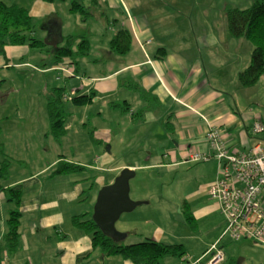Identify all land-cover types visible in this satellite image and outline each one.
I'll return each instance as SVG.
<instances>
[{
    "label": "crops",
    "instance_id": "0c3cea01",
    "mask_svg": "<svg viewBox=\"0 0 264 264\" xmlns=\"http://www.w3.org/2000/svg\"><path fill=\"white\" fill-rule=\"evenodd\" d=\"M74 1L80 2L90 14L86 18L83 14L79 18L74 16L75 25L82 29L65 32L66 23L60 10L58 7L54 11L50 9L63 3L67 5L68 0H36L38 7L47 9V21L54 23L56 28L53 30L44 22L42 34L47 46L40 51H49L51 64L45 61L42 66H35L43 73L56 72L57 81L69 78L71 90L66 89L64 100L71 104L69 111L65 109L68 125L65 124L62 139L70 129L72 157L67 159L59 152L43 165L37 163L46 142L49 151L53 147L51 141H57L54 146L62 143V139L56 140L51 133L47 102L45 112L40 90L29 97L26 88L11 87L17 94L11 102L13 111L2 113L0 109V144L3 156L10 160L8 177L14 173L6 185L0 183V258L3 264H134L119 254L107 255L95 247L93 235L77 227L73 218L82 214L92 217L100 189L113 183L124 168L134 169L136 174L139 170L169 171L190 162V148L213 153L202 116L221 131L230 153L246 151L253 144L255 139L250 134V126L255 117L264 123V108L261 107H264V76L250 87H241L237 79L238 73L251 62L253 44L229 30L224 11L231 8L232 0L223 1L226 2L223 4L222 0H86L85 4L72 0L66 8L69 15L79 12L72 10ZM219 4L223 9L215 13L214 8L219 9ZM119 29H127L132 37L130 48L124 54L110 49V40ZM54 39L66 41L65 46L71 45L73 52H77L81 40L86 39L89 49L87 54L75 53L74 60L66 57L63 64L56 66L54 56L58 46L53 49L49 45ZM32 49L29 45L6 46L0 52V72L23 68L28 64L25 56ZM64 67L68 72L61 69ZM2 82L0 78V86ZM143 92L149 96L142 95ZM81 96L91 99L78 105L73 98ZM244 96L249 97L250 103H244ZM9 98H0V108L11 101ZM252 105L261 112L255 111ZM142 110V117L135 120L130 115ZM120 121H128L136 127L133 136L143 131L140 146L129 152V162L123 158L122 164L117 154L125 150L115 149V145L123 143L118 132ZM143 122L151 123L145 144H142L145 129L137 130ZM148 141L150 145H146ZM21 149L25 155L17 157L15 154ZM136 151L137 155L132 157ZM61 159L85 168L53 175ZM210 163H213L214 183L219 161L211 159L206 164ZM17 184L22 186L20 247L9 252L4 236L9 213L15 204L9 201L6 188ZM148 190L135 188V194L139 195L135 200L141 203L128 212L132 215L131 223L123 224L120 230L116 228L124 234L116 242L127 245L154 239L170 245L182 244L185 252L182 257L168 256L180 258L183 264L190 225L184 214L186 201L174 215L161 212L159 208L166 210L167 200ZM161 198L162 201H158ZM188 207L195 218L191 206ZM207 211L219 213L221 210L215 202ZM196 227L191 226V229ZM220 228L223 232L215 243L220 241L221 246L226 236L223 234L226 228L223 213L205 233L213 234ZM246 245L250 249L251 243ZM262 246L257 245L255 249L264 250ZM221 247L225 249V245ZM207 251L203 258L209 257ZM161 261L159 264H179Z\"/></svg>",
    "mask_w": 264,
    "mask_h": 264
},
{
    "label": "rangeland",
    "instance_id": "374dc122",
    "mask_svg": "<svg viewBox=\"0 0 264 264\" xmlns=\"http://www.w3.org/2000/svg\"><path fill=\"white\" fill-rule=\"evenodd\" d=\"M2 1H4L8 5L18 4L23 7H26V9L29 10V12L33 16V22L35 25V36L37 37V39L44 41V36L42 34L43 26H45L44 22H46L48 26L50 24L53 30H55V24L50 23V21H47L48 15L45 14L47 9L38 7L36 4V0ZM71 1L72 0H68L67 5L63 3L62 5L51 7L53 9H50V11H54V9L56 8L55 10H57L58 7V9L60 10V15L66 23L64 26L66 29L65 32H77L79 31V29H82L77 27V25H75V22L72 19L74 16H78V18L81 17L82 13L75 12L76 14L74 15L68 14L67 9L69 8ZM81 1L84 4L86 3V0ZM223 1L226 0H222V4L226 3ZM253 2L254 0H232L229 5L234 8L245 9L247 7H250ZM57 3L59 4L60 2L57 1ZM218 7L219 9L214 8L215 13L217 12V10L220 13V11L223 9V6H220V4ZM224 14L226 16L227 12L224 11ZM82 17L85 18V16ZM247 40V42H250L249 39ZM66 44H68L66 41L64 43L54 39L53 42H51V44L49 45L54 49L56 46L62 47ZM53 49H51L50 51L52 52ZM25 60H27L28 64L24 65L23 68H20L19 66L16 68L4 69L5 71L0 72V78L3 79V85L0 86V98H2V100H5L6 97L9 96V99L11 100L7 102L6 105L1 106L0 109L2 113H5V111L6 113H10L13 111L11 102L13 101L12 98H15L17 94L15 91H12L11 87L26 88L28 90L29 97H32L33 92L40 90L41 101L43 102V108L45 112L46 93L50 87L64 85L68 92H70L71 90L70 85L68 83L69 78L57 81L55 79L56 72L47 71L43 73L35 68V66H42L43 62L45 61L47 62V65L51 64V56L49 51L42 52L38 48H33L32 51L25 56ZM16 61L17 60H14V62ZM65 83L67 86L65 85ZM243 99L244 103H250L248 102V96H244ZM70 102L71 101L69 100L65 101L66 111H69V105L71 104ZM132 105H134V108L137 107L133 102ZM261 107L264 108L263 106ZM252 108L255 111L261 112V109L257 108L256 106L253 107L252 105ZM119 123L121 124L118 127V132L120 133V135H122L123 143L115 145V149L125 150L124 152L117 154V159H119L122 164L124 161L123 158L126 159L127 162H129V152L136 150V148L140 146V141L142 139L141 133H143V131H140V133H138L136 136H133L132 134L136 131L134 130L136 127L128 123V121H120ZM67 125L68 124H66V126ZM150 125V122H143L137 130L145 129L144 135L146 136V131L150 128ZM69 132L70 133H68L67 137L61 140L62 143L60 145L54 146V142L57 141H51L50 144L53 147L50 148V151L48 150L49 143L46 142V146L44 149L45 151L39 152V155L37 154L39 158L37 159V163L43 165L48 161L47 159L52 160L55 155L59 152L62 155H66L63 157H66L67 159L72 157L71 140L73 139V136H71L72 132L70 129ZM114 134L117 133L114 132ZM147 139L148 136L143 138L142 144H145ZM150 144L151 141H148L146 143V145ZM137 153L138 151L134 152V154H131V156L135 157ZM15 155H18L17 157H24L25 154H23V151L21 149L20 151L16 152ZM207 162L190 161L169 171H167L168 169H160L158 171L154 170L153 172L139 170L136 176L130 180V197L133 200H137V197L139 196L138 194H135V188L137 186L141 188H146L147 190L149 188V193L157 196L161 194L164 200H167L166 205H164L166 210H164V208H159L161 212L168 211L169 213H173L172 215H174L178 207L180 209V206H182L184 201H186L188 205L191 206L192 212L196 218L197 227L196 229H191V226L188 225L187 230L189 235L187 236V240L185 243L187 251L185 260H182L183 264H205L208 261L209 257L204 256L203 258V254L207 251V249L211 247L212 243H215V241L220 238L223 232V228H220L219 231L214 232L213 234L205 233L206 230H208L212 225L215 224L219 214L222 216L221 209L219 213H216L215 211H211L209 213L207 211V208L215 204L216 202L215 199H213L207 191L208 186L213 181V176H211L213 163L206 164ZM28 163L29 165H32L31 162ZM13 164L15 165L16 163ZM13 176L14 173H12L10 177L7 176L6 178H0V183L6 185L8 181L13 178ZM94 181H96L95 178ZM95 188H98L97 184H95ZM158 201H162V198ZM131 216V213H124L117 221L116 228L119 229L123 226V224L131 223ZM165 221L167 220L165 219ZM192 236L194 237L193 239L191 238ZM246 243H251V245H249L250 249L246 247ZM256 244L262 246L258 243L253 242L252 239H241L239 241H233V239L226 235L222 239L221 243V246L225 245L224 253L226 255V258L225 261H223L221 264H264V250H256ZM188 249L192 250V252H189ZM166 261H175L180 264V258L174 256H166V258H164L161 263H164Z\"/></svg>",
    "mask_w": 264,
    "mask_h": 264
},
{
    "label": "trees",
    "instance_id": "16d2710c",
    "mask_svg": "<svg viewBox=\"0 0 264 264\" xmlns=\"http://www.w3.org/2000/svg\"><path fill=\"white\" fill-rule=\"evenodd\" d=\"M72 10H78L85 18L86 15L90 14L78 1L73 2ZM227 18L230 32L234 36H245L253 44L251 62L237 76L241 87H250L255 85L264 76V0H254L252 5L245 9L228 8ZM34 31L33 17L28 9L18 4L8 5L0 0V52H3L6 46L18 45H29L32 48L45 50L47 43L37 39ZM131 41L130 32L127 29H119L110 40V49L115 53L124 54L130 48ZM88 49L89 44L86 39L81 40L77 52H73L71 45L57 47L55 49L54 63L56 66L63 64L66 57L74 60L75 53L87 54ZM65 92L66 88L64 86L57 85L52 87L46 96L51 133L58 141L65 135L67 120L64 108ZM143 93L142 95L149 96L148 93ZM90 99L91 97L89 96H81L73 98V101L78 105H82L86 104ZM123 109L124 111H129V108ZM143 112L144 110L138 114L130 113V115L135 120L142 117ZM9 166L10 160L3 156V148L0 144V178L8 176ZM84 168L81 165L61 159L53 171V175L69 174ZM6 193L9 201L15 204V208L11 210L7 219L4 244L7 251L14 252L20 247L21 235L19 227L21 211L19 206L22 198L21 184L6 188ZM183 205L186 221L192 227H196V220L191 214L187 202H184ZM73 223L77 227L84 229L87 233L92 234L93 245L101 248L105 254H119L130 259L134 264H159L168 255L182 257L185 254L182 244L170 245L154 239L127 245L118 244L116 240L105 235L92 217H88V214L75 216ZM0 264H3L1 258Z\"/></svg>",
    "mask_w": 264,
    "mask_h": 264
},
{
    "label": "built area",
    "instance_id": "2783aa9c",
    "mask_svg": "<svg viewBox=\"0 0 264 264\" xmlns=\"http://www.w3.org/2000/svg\"><path fill=\"white\" fill-rule=\"evenodd\" d=\"M68 72L67 68H61ZM207 126V139L214 152L188 150L189 161H219V172L208 193L218 203L226 218L224 235L238 241L252 239L264 245V123L255 117L250 134L253 144L241 152H228L221 131L202 116ZM205 264H221L225 253L220 241L208 249ZM156 264V263H153Z\"/></svg>",
    "mask_w": 264,
    "mask_h": 264
},
{
    "label": "water",
    "instance_id": "95a60500",
    "mask_svg": "<svg viewBox=\"0 0 264 264\" xmlns=\"http://www.w3.org/2000/svg\"><path fill=\"white\" fill-rule=\"evenodd\" d=\"M135 175L134 169L124 168L113 183L100 189L97 196L92 219L105 235L114 240L124 237L116 229L117 221L141 203L130 197V180Z\"/></svg>",
    "mask_w": 264,
    "mask_h": 264
}]
</instances>
